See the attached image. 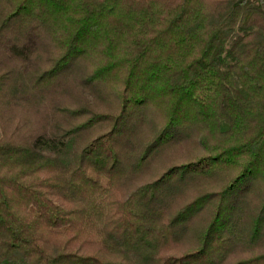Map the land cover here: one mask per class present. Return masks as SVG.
<instances>
[{"label": "trees", "instance_id": "obj_1", "mask_svg": "<svg viewBox=\"0 0 264 264\" xmlns=\"http://www.w3.org/2000/svg\"><path fill=\"white\" fill-rule=\"evenodd\" d=\"M0 264H264V0H0Z\"/></svg>", "mask_w": 264, "mask_h": 264}]
</instances>
